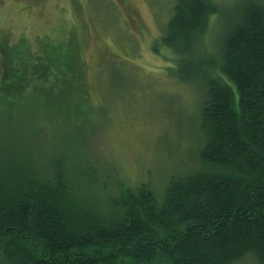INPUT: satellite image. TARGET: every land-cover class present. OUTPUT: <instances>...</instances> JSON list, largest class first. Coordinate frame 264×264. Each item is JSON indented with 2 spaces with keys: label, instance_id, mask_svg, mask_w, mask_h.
Segmentation results:
<instances>
[{
  "label": "trees",
  "instance_id": "obj_1",
  "mask_svg": "<svg viewBox=\"0 0 264 264\" xmlns=\"http://www.w3.org/2000/svg\"><path fill=\"white\" fill-rule=\"evenodd\" d=\"M231 6L175 0L153 44L205 92L196 167L161 189L109 192L76 150L41 155L35 129H0V264H264V1Z\"/></svg>",
  "mask_w": 264,
  "mask_h": 264
},
{
  "label": "rangeland",
  "instance_id": "obj_2",
  "mask_svg": "<svg viewBox=\"0 0 264 264\" xmlns=\"http://www.w3.org/2000/svg\"><path fill=\"white\" fill-rule=\"evenodd\" d=\"M174 1L0 0V129H35L41 155L76 150L109 192L194 170L204 88L178 81L172 53L153 49Z\"/></svg>",
  "mask_w": 264,
  "mask_h": 264
}]
</instances>
